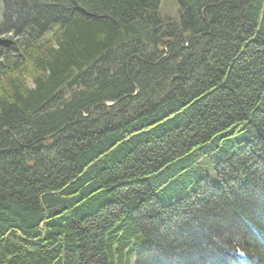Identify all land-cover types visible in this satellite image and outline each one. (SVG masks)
Listing matches in <instances>:
<instances>
[{"label": "trees", "instance_id": "obj_1", "mask_svg": "<svg viewBox=\"0 0 264 264\" xmlns=\"http://www.w3.org/2000/svg\"><path fill=\"white\" fill-rule=\"evenodd\" d=\"M173 1L1 0L0 264H264V0Z\"/></svg>", "mask_w": 264, "mask_h": 264}, {"label": "rangeland", "instance_id": "obj_2", "mask_svg": "<svg viewBox=\"0 0 264 264\" xmlns=\"http://www.w3.org/2000/svg\"><path fill=\"white\" fill-rule=\"evenodd\" d=\"M2 2L0 0V21L2 18ZM161 14L174 20L177 18L178 7L173 0H162L161 2ZM29 82V81H28Z\"/></svg>", "mask_w": 264, "mask_h": 264}]
</instances>
